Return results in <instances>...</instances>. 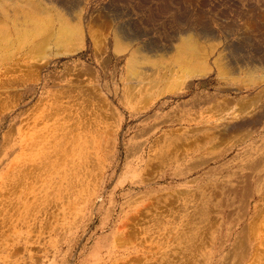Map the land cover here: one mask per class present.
Masks as SVG:
<instances>
[{
  "label": "rangeland",
  "instance_id": "1",
  "mask_svg": "<svg viewBox=\"0 0 264 264\" xmlns=\"http://www.w3.org/2000/svg\"><path fill=\"white\" fill-rule=\"evenodd\" d=\"M57 1L41 36L17 45L14 70H0V264H264V99L236 132L214 127L211 109L245 92L214 76L165 100L127 98L106 15L118 0ZM251 1L208 8L239 20L255 2L264 21V0ZM83 22L64 52L65 26Z\"/></svg>",
  "mask_w": 264,
  "mask_h": 264
},
{
  "label": "bare ground",
  "instance_id": "2",
  "mask_svg": "<svg viewBox=\"0 0 264 264\" xmlns=\"http://www.w3.org/2000/svg\"><path fill=\"white\" fill-rule=\"evenodd\" d=\"M43 1L48 5L54 3V8L55 4L57 7L60 6L57 0ZM139 1L118 0L117 2L115 1V5H113V3L110 5L108 4L109 6H107L106 11V15H108L113 22L114 51L118 53L116 56L125 59L124 73L126 74L123 79V83L126 87L125 91L127 92L125 97L134 98L138 93L146 92L145 95L143 94L144 97H142V100H145L144 102H148V100L153 101L157 97L159 100H165L170 96V91L180 90L181 88L187 89L186 87L189 86L194 79L200 81L214 76L217 79H222L227 87H229L224 89L233 91L237 95H242V93L245 92V94H243L245 99L235 102L236 99L234 102H230L231 104L229 107H221L218 109L212 107L211 117L214 115L216 117H214V119L218 120V122L214 119V121H210L212 123L216 121V126L214 127L219 130L238 132L244 129L246 126L242 124L243 121L239 116H243L249 107L256 106L255 104L264 99V91L252 93V91L256 89H264V56H262V58L256 55L254 56L255 46L258 48L260 42L264 43V30L261 29L264 28L262 27L264 26V21L260 20L257 14H254V9L257 4L255 5V2L253 3L254 9L252 10L254 12L252 10H247L241 13L240 19L237 20L235 17L233 18V16H224L223 14L226 13V9L220 8L224 10L220 11L215 7L216 3L213 4L214 6L210 10L208 8L209 0ZM244 1L249 2L251 0ZM50 6L43 5L39 0H0V70L3 69L5 72L14 70L13 63L17 48L23 42L29 41L27 40L28 36L33 37L40 35L42 34L41 31L46 29L48 24L47 20L49 18L52 19L48 8ZM53 6H51L52 9H54ZM73 19L72 21H74ZM218 20H220V22H218ZM248 21H252L253 24L247 23ZM84 22L81 24L83 27L79 25L80 28L78 27L76 30V25L75 28L73 26L74 29H72V27L66 28L65 26V30L60 34L62 39L59 38L62 44L65 45L63 46L65 49L64 52L67 53L70 51L66 48V44L73 42L72 40L75 39L77 35L80 36V40L82 41L83 35L86 33ZM224 22L229 23L226 24L228 26H226ZM30 24H33V26L31 25L32 28L27 29ZM60 27L61 26L58 28ZM49 28L48 31L51 30ZM96 32L98 31L96 30ZM52 34L49 32L51 38ZM49 35L47 33V35H45L47 38L45 36L43 37L44 40H38L36 43L33 42L34 45L32 44V47L28 49L27 53L38 51V49H40L39 45H42L40 42H43L44 45L47 44L46 42L50 39ZM55 41L56 40H54V42ZM244 45L248 46V49L243 50L247 55L241 59V61H245L238 64L235 62L236 59L233 58V53L237 54L239 50H242L240 48H243ZM46 49L48 48L46 47ZM18 50L20 49L18 48ZM40 50H43V48ZM249 50L253 52V55L250 54L251 52ZM261 50L262 49H260V51ZM40 55L39 57H41ZM39 59H42V57ZM105 61L107 60H104V63ZM174 87L176 88L174 89ZM228 100L231 101L230 99ZM144 102L143 104L145 105L146 103ZM236 105L237 107H235ZM195 113L196 112H194V114L192 113L193 118L200 116L199 112L197 114ZM202 115L203 114H201V117ZM256 121L260 120L257 119ZM252 123H254V121ZM254 130H250L249 128L247 133L245 131V135L247 136L253 133ZM261 136H264V132H262ZM261 149L264 150V143L261 144ZM262 150L260 155L264 153ZM249 152L251 153V151ZM262 159H264V156H262ZM18 177L16 179H18ZM250 188L251 186L249 189ZM247 189L248 188H246V191L249 190ZM193 206L195 207V205ZM243 214L245 213L242 212L241 216ZM242 236L243 235H241V237ZM239 242V249H241V246L243 249L245 245L244 239L240 238ZM229 255H231V253Z\"/></svg>",
  "mask_w": 264,
  "mask_h": 264
}]
</instances>
